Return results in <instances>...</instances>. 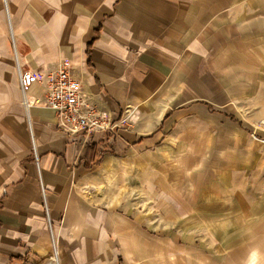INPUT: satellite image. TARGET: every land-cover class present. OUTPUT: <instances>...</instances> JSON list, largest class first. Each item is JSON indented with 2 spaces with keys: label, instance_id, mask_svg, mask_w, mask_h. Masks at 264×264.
Returning <instances> with one entry per match:
<instances>
[{
  "label": "crops",
  "instance_id": "1",
  "mask_svg": "<svg viewBox=\"0 0 264 264\" xmlns=\"http://www.w3.org/2000/svg\"><path fill=\"white\" fill-rule=\"evenodd\" d=\"M236 1L0 0V264H51V234L60 264H160L181 250L170 241L193 238L184 225L215 213L201 210L212 189L197 170L217 159L218 123L235 121L210 100L246 61L234 59L250 22ZM63 59L114 132L68 135L54 111L25 110L18 65L42 77ZM231 185L216 201L242 231L248 180Z\"/></svg>",
  "mask_w": 264,
  "mask_h": 264
},
{
  "label": "rangeland",
  "instance_id": "2",
  "mask_svg": "<svg viewBox=\"0 0 264 264\" xmlns=\"http://www.w3.org/2000/svg\"><path fill=\"white\" fill-rule=\"evenodd\" d=\"M238 2L240 1L233 0L234 5ZM242 3L243 9L234 8V15H238L237 18L247 10L246 16L250 19L248 37L244 40L247 53L241 51V47H236L234 59H241L244 53L246 57L243 59L246 61L234 63L229 77L218 79V85L221 82L227 89H222V94L219 92L210 100L213 108L226 109L235 121H240L243 124L240 126L242 130L235 121L231 127L229 122L218 123L217 144L211 147V150L216 151L217 159L208 160L206 165L197 170L201 175V178H197L201 182L199 185L195 184L202 190L206 187L212 189L208 200L212 207H201V210L215 213L207 218L203 217L202 223L185 224V230H191L189 232H192L193 238L170 241V245L178 244L181 250L171 252L167 261L163 260L160 264H264V144L256 139L264 137V127L261 124L264 120V0H243ZM256 15L262 23L252 22ZM233 43L239 44L237 40ZM247 59L250 62L247 63ZM227 91L231 94H227ZM228 136L236 140L230 144ZM242 160L248 161L244 167ZM216 174H222L223 177L216 178ZM214 179L217 184L210 183ZM245 180H248L249 185L248 224L243 225L242 231V225H234L239 230L230 232V225L225 224L228 204L217 202V195L227 194V187L230 190L231 183L239 186L242 182L244 185ZM222 199L230 200L226 196H222ZM190 211L191 209L188 210L189 215ZM153 217L160 218L156 211ZM153 225L157 227L154 235H159L161 224L155 222Z\"/></svg>",
  "mask_w": 264,
  "mask_h": 264
},
{
  "label": "built area",
  "instance_id": "3",
  "mask_svg": "<svg viewBox=\"0 0 264 264\" xmlns=\"http://www.w3.org/2000/svg\"><path fill=\"white\" fill-rule=\"evenodd\" d=\"M19 85L22 93L21 103L26 111L33 107H44L56 113L57 126L68 135L85 133L90 136L93 133L114 132L118 123L107 116L96 105L82 88L81 81L74 75L73 64L68 59H63L55 71L49 75L39 77L32 71H24L19 68ZM41 83L45 87L42 101L30 94L34 84ZM264 127V120L261 121ZM264 144L263 138H256ZM42 196L46 200L43 182H40ZM46 212L48 206L44 204ZM53 253L50 257L51 264H60L57 242L51 234Z\"/></svg>",
  "mask_w": 264,
  "mask_h": 264
}]
</instances>
